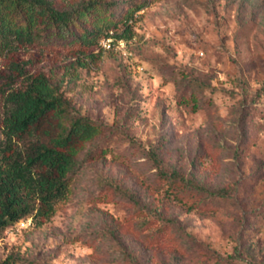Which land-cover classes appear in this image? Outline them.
I'll return each mask as SVG.
<instances>
[{"label": "rangeland", "instance_id": "obj_1", "mask_svg": "<svg viewBox=\"0 0 264 264\" xmlns=\"http://www.w3.org/2000/svg\"><path fill=\"white\" fill-rule=\"evenodd\" d=\"M95 1L74 22L95 43L0 55V110L16 60L101 125L53 214L0 231V262L264 264V0Z\"/></svg>", "mask_w": 264, "mask_h": 264}, {"label": "trees", "instance_id": "obj_2", "mask_svg": "<svg viewBox=\"0 0 264 264\" xmlns=\"http://www.w3.org/2000/svg\"><path fill=\"white\" fill-rule=\"evenodd\" d=\"M95 4L88 0L60 8L52 0H0V55L30 44L95 43L97 30L74 28ZM11 66L22 80L14 85L11 76V84L1 89L0 231L20 219L39 224L53 214L55 203L69 191L68 173L78 162L79 147L101 126L86 115L68 118L66 101L45 72L29 71L16 60ZM43 121L49 126L38 135ZM25 136L34 138L21 142Z\"/></svg>", "mask_w": 264, "mask_h": 264}]
</instances>
